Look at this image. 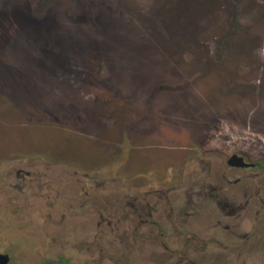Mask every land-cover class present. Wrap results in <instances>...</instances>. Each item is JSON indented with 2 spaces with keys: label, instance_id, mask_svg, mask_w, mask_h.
I'll return each mask as SVG.
<instances>
[{
  "label": "rangeland",
  "instance_id": "374dc122",
  "mask_svg": "<svg viewBox=\"0 0 264 264\" xmlns=\"http://www.w3.org/2000/svg\"><path fill=\"white\" fill-rule=\"evenodd\" d=\"M241 142L264 146V0H0L1 169L23 162L0 245L24 264L97 222L113 249V213Z\"/></svg>",
  "mask_w": 264,
  "mask_h": 264
},
{
  "label": "flooded vegetation",
  "instance_id": "af4514ba",
  "mask_svg": "<svg viewBox=\"0 0 264 264\" xmlns=\"http://www.w3.org/2000/svg\"><path fill=\"white\" fill-rule=\"evenodd\" d=\"M17 155L3 169L0 163L2 201L12 203L16 194L13 214L20 212L23 181L22 156ZM195 162V171L205 172L160 181L136 196L130 210L112 214L113 249L97 242L107 230L97 222L90 243L73 245L76 256L35 264H264V146L259 152L243 142L230 145L227 153L211 148L207 159ZM88 229L74 233L88 236ZM11 246L0 245V264H24Z\"/></svg>",
  "mask_w": 264,
  "mask_h": 264
},
{
  "label": "trees",
  "instance_id": "16d2710c",
  "mask_svg": "<svg viewBox=\"0 0 264 264\" xmlns=\"http://www.w3.org/2000/svg\"><path fill=\"white\" fill-rule=\"evenodd\" d=\"M180 14H181V15H179V18L184 19V21H185L186 17L189 15L185 10H182V9H181V11H180ZM188 19H189V18H188ZM138 44H139V45H138L139 48L141 47L140 49H143V47L146 48V46H147L143 41H139ZM146 49L151 50L148 46H147ZM151 51H152V50H151Z\"/></svg>",
  "mask_w": 264,
  "mask_h": 264
},
{
  "label": "water",
  "instance_id": "95a60500",
  "mask_svg": "<svg viewBox=\"0 0 264 264\" xmlns=\"http://www.w3.org/2000/svg\"><path fill=\"white\" fill-rule=\"evenodd\" d=\"M236 159L235 158H233V160L231 159L230 161H229V163H231V161H235Z\"/></svg>",
  "mask_w": 264,
  "mask_h": 264
}]
</instances>
